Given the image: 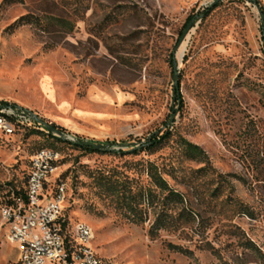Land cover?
<instances>
[{"label":"rangeland","instance_id":"rangeland-1","mask_svg":"<svg viewBox=\"0 0 264 264\" xmlns=\"http://www.w3.org/2000/svg\"><path fill=\"white\" fill-rule=\"evenodd\" d=\"M263 23L264 0H0V103L106 150L49 145L36 122L0 132V207L47 149L58 156L46 193L64 184L67 225L90 227L104 264H264ZM182 140L206 158L190 159ZM148 162L193 217L153 240L158 209L132 223L100 178L149 186ZM6 232L0 264H19Z\"/></svg>","mask_w":264,"mask_h":264},{"label":"built area","instance_id":"built-area-1","mask_svg":"<svg viewBox=\"0 0 264 264\" xmlns=\"http://www.w3.org/2000/svg\"><path fill=\"white\" fill-rule=\"evenodd\" d=\"M0 108V132L12 135L16 129L36 122L32 113L16 105ZM57 153L42 149L29 162L24 188L10 189L0 207V228L6 240L21 249L19 264H104L92 248L93 232L85 224L71 228L63 215L64 184L46 193V184L55 169Z\"/></svg>","mask_w":264,"mask_h":264},{"label":"trees","instance_id":"trees-1","mask_svg":"<svg viewBox=\"0 0 264 264\" xmlns=\"http://www.w3.org/2000/svg\"><path fill=\"white\" fill-rule=\"evenodd\" d=\"M210 11L211 9L205 10L203 14L204 17L207 16ZM191 19L192 17L188 18V22ZM179 103L180 108H182L183 103L181 98L179 99ZM53 127L55 128V126ZM30 132L31 134L44 135L35 129H32ZM171 135V132L167 129L162 137L153 138L152 140H149L147 144L142 146H146L145 150L154 149L168 140ZM46 136L47 139L51 140V143H49V145H53L54 143L64 144L69 147L78 149L79 151H85L88 153L106 152L105 149L95 150L88 146H81L79 144H73L67 140L59 139L53 136L50 131L46 133ZM181 146L185 154L190 159H197L201 161L206 158L204 151L200 147L189 143L186 140H182ZM136 152L138 151H134L133 153ZM146 175L149 180V186L137 185L135 187H128V183L122 182L119 179L112 180L110 177H107L104 174H102L100 178L103 180V187L105 192L109 196L116 199L119 207L124 212L130 214L129 219L132 223L136 225L144 224L145 220L147 219L146 216L148 210L150 208L158 209V212L156 213V219L148 231V236L153 240L158 231L169 228L177 229L181 224L190 222L193 217L192 212L188 210L184 205V196L168 185L167 181L164 179L162 173L159 171L158 167L155 164L151 162L147 163ZM177 208L178 211L173 212V210ZM168 248L175 249V247H173L172 245H168Z\"/></svg>","mask_w":264,"mask_h":264},{"label":"water","instance_id":"water-1","mask_svg":"<svg viewBox=\"0 0 264 264\" xmlns=\"http://www.w3.org/2000/svg\"><path fill=\"white\" fill-rule=\"evenodd\" d=\"M263 27H264V23H263ZM192 28V23H189L187 25V27L185 28L184 32L182 33L181 37L178 40V43L175 47V51L179 48V46L181 45V43L183 42L184 38L186 37L187 33L189 32V30ZM177 66H176V61H173V75H174V81H173V86H174V91L175 93H178V75L176 72ZM2 106L0 105V108ZM34 120L37 121L40 125H42L44 128H46V130L50 131L55 137L62 139V140H66L64 138V135L61 131H59L58 129L54 128L51 124L47 123L46 121H44L43 119H40L39 117H37V115L33 114ZM173 120V116L170 118L169 123ZM47 131V132H48ZM73 144H79L81 146H88L91 147L95 150H104V146L101 144H97V143H93L91 141H74V140H67Z\"/></svg>","mask_w":264,"mask_h":264}]
</instances>
